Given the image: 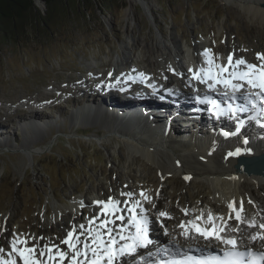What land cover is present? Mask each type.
Returning <instances> with one entry per match:
<instances>
[{
  "label": "rangeland",
  "instance_id": "374dc122",
  "mask_svg": "<svg viewBox=\"0 0 264 264\" xmlns=\"http://www.w3.org/2000/svg\"><path fill=\"white\" fill-rule=\"evenodd\" d=\"M147 1L153 2L155 21L150 20V13L143 8L142 0H136V17L131 22V35L137 41L134 52L126 45V23L121 17V12L129 0H84L79 3L81 10L68 16L51 34L45 30L39 35L23 38L18 43L0 47V220H3V225H7V230H18L19 225H22V228H19L20 233L25 236L36 234L46 209L49 210L48 217H52L53 201L66 208L78 201L79 196L87 199L88 203L91 202L92 195H98L102 191L109 195L116 192L119 197L127 198L137 192L136 186H140L145 187L148 192V199L144 200L150 202L151 192L158 187V163H150L136 148L135 140L130 145L128 140L131 139L127 137L129 134L114 133L113 127L117 122L111 121L107 124L103 116L87 114L84 110L81 114L75 113L86 106L85 102L93 104L100 101L104 105L108 103L104 100V94L76 93L78 88L83 86L80 82L90 81V86L93 78L103 77L111 68L114 72H121L129 66L147 69L148 48L157 33L173 52L176 48L168 41L170 34L177 39L179 45L176 47L182 49L183 53L186 50V53L191 54L194 44H198L195 49L197 51L193 54L195 56L199 54L201 47L207 49L209 44L211 48L216 44V52L210 50L209 53L217 59L224 56L227 49L232 50L233 65L235 60L243 58L247 63L252 60L257 62L260 60L257 54L264 53V28L256 24L258 29L248 30L247 24L250 22L242 17L235 1ZM37 4L41 10L44 9L41 3ZM228 10L232 11L233 15L228 14ZM253 31L260 32L261 38H253ZM249 40L252 43H249ZM186 44H192L191 48ZM222 49L225 50L224 53ZM128 54L130 58L126 59ZM249 57H252L251 60H248ZM172 77L178 78L176 75ZM167 104L173 105L171 102ZM39 105L41 109L33 110L39 108ZM42 109L46 112L40 111ZM120 111L128 110L118 109L117 112ZM103 112L115 114L107 109H103ZM157 113L160 114V111L153 112L152 115L158 118ZM33 114H36L35 119L47 122L49 120V126L45 130L34 132L31 128H20L21 126L16 124L22 120L21 117L28 119V116L32 118ZM138 115V112L122 113L119 126L134 131L136 141L143 145L169 153L172 151L176 156H192L195 152L203 151L205 154L213 151L214 154L218 148V145L189 148L180 143L190 140L185 138L191 136V131L181 134V138L170 135V138L175 137L170 142L166 140L169 128L164 127V137L159 133L161 130L153 129L161 122L154 121L153 117L152 120L144 119L146 123L139 122V126ZM26 121L27 126L31 127L36 120ZM167 122L169 124V120ZM179 123L181 122L175 123L176 128L185 129L186 125L190 124L183 121L180 127ZM153 134H157L163 140L162 143L148 142L154 137ZM199 136L201 142L207 139L203 133ZM26 145L30 146L29 155L24 152ZM133 147L137 150L134 151ZM257 147L259 148L227 147L224 151H227L228 155L233 153L238 156L264 149L263 145ZM237 149L240 150L238 155L235 154ZM150 150L153 149L149 148ZM133 154H136L140 161H131ZM167 176L169 177L166 180V189L176 190L179 179L173 177L171 172ZM147 181L151 183L150 186L146 185ZM128 185H132V196L127 195L131 193L128 192ZM169 194L163 196L162 202L165 205L171 202ZM175 195L176 193L173 196ZM194 195L197 197L189 199ZM184 197L188 202H193L195 212L209 211L208 204L203 199L209 196L197 184L187 185ZM84 204L86 203L82 205ZM78 208V221H82L83 217L88 216L90 209L80 205ZM163 210L165 211L161 209L160 212ZM9 212H12V215L6 221ZM148 212L153 214L152 211ZM3 225H0V233ZM60 230L61 228L56 227L50 235L56 237Z\"/></svg>",
  "mask_w": 264,
  "mask_h": 264
},
{
  "label": "bare ground",
  "instance_id": "6f19581e",
  "mask_svg": "<svg viewBox=\"0 0 264 264\" xmlns=\"http://www.w3.org/2000/svg\"><path fill=\"white\" fill-rule=\"evenodd\" d=\"M224 1H227V2L235 1L237 3L241 11L242 17L247 19L248 22H250V24H247L248 30L258 29V26H256V24H259V26L261 25L264 28V0H224ZM136 3H137L136 0H129L127 6L123 8L121 12V17L126 23L125 32L127 33L126 37L128 39V40L126 39V45L133 52L136 48L135 42L137 41H135L133 36L131 35L132 34L131 22H132V19L136 17V13H135ZM141 4L143 5V8L147 9L148 12L150 13V16H149L150 20L155 21V19L153 18V11H152L153 2L142 0ZM228 14H232V11L228 10ZM206 31L208 30L206 29ZM203 32H205V30ZM236 34H238V32ZM172 35L171 34L169 35L168 41L170 42V44L173 45L174 48H176L174 52L173 50L169 48L166 42H164L161 39L158 33L155 35L154 39H152L150 43V46L148 48L149 55L147 59L148 68L146 69V71H144V72L150 73V75L152 76V80L150 81V83L147 84V82H142L137 77H131L130 75L122 74V78H120L119 80H117L116 78H113L111 81L105 83L103 88L101 89L102 93L104 94L103 96H105L104 100H106L108 103L104 105L103 103L98 104V101L93 104L85 102V105H86L85 107L75 111V113L81 114L83 110L84 111L92 110L93 112L91 114L94 113L96 116L97 115L103 116L107 124H109L108 122H111V121H114L115 123L117 122L116 126L113 127V129L115 130V131L113 130V132L114 133L121 132L120 134H124V135L129 134L130 136H127L128 138L131 139V140H128L130 141L129 144L131 145L132 144L131 142L135 140V144L137 145V148L144 156H146V158L150 161V163H158L156 164L159 169V174H160L158 177L159 183L157 182L158 187L155 185L157 189L151 192L153 197H152V200L150 199L151 201L149 200L150 203L148 202L149 203L148 206L150 207V210L154 211V216L152 217L147 213L146 206H145L147 205L146 202L142 203L141 200H134V196H133L131 197V200H134V201H131L130 204L127 206V202H125V200L123 199L121 200V198L117 194L114 193L113 195H108V193L106 194L101 189L100 190L102 191V193H99L100 195L99 194L97 195V197L95 198V202L96 201H107L108 196L117 201H120L121 203L119 204L117 215H122L124 217L123 227L118 223L117 219H115L114 216L109 215L107 212L104 211L103 205L96 204L93 206L89 204V202L87 203V199L81 198L80 196L77 199L78 201L75 202L73 200L74 202L70 206L68 207L66 206V208H62L63 206L60 207L61 205L59 206L57 205L58 203L55 204L53 203L54 202L53 201L51 203V207L53 209L52 217L50 218L48 217L49 210L46 209L44 212V215H42V220L40 221L41 223L39 224V226H37L38 229L36 228L37 229L36 234H33V233L29 234L31 235V237L28 236L27 234L28 237L22 238V235H20L17 230L16 231H13V230L10 231L9 229L7 230V225H5V223L3 225L2 224L3 220H0V225L1 226L3 225L1 233H0V248H3L5 250L4 253H2V255H4L6 259L8 258L7 253L11 251V241L14 238L27 240L26 245H18V247H31L35 244L39 247L40 250H44V245H48L49 247L55 246L53 247V253H52L53 256H55V252L57 248L60 250L66 251V252H71L72 250L69 249L67 245L62 243V238H61L62 236L64 239H66L67 233L70 231L74 233V236L79 237L80 243L77 244V247L81 251H84L83 244L85 242L89 245L87 256H90L92 255L91 248L95 247V245L92 243V235L89 234V229H91L92 234H94L102 220L115 219V224L108 225L109 228L113 229V231L111 232V236L115 238L118 236H122V232L126 231L130 216L133 215V213H130L128 209L133 208V207H135V214H137V217L143 218L146 215L147 218H150L151 221L154 222L153 224L154 231H155L154 233L163 242L162 247H165L167 249L165 251H173L174 248L183 249L187 247L194 248L195 246L205 247L208 245H211V246L220 245L222 247H225V245H223L217 239H208V240L203 239L201 236L198 235L195 229L192 228V225L187 223L188 221H193L194 223H196V218L192 217L193 210H195L194 206L192 205L193 202L192 203L188 202L187 199L185 200V197L183 198L187 185H189L190 183L197 184L200 188L204 190L206 195L209 196V197H203V199L208 204L207 209L210 210V212H213L214 223L217 227H220L222 224H226L228 226V232H231L233 228H238L239 231L233 232L232 234L237 237L239 241L238 245L240 247L264 248V241H261L259 238L255 241L251 239V237L257 235V233H264V229L260 227V225L264 223V176L261 174H246L240 170H237V168H235V163L238 157L258 156L264 152V149L262 150L260 149L257 151H253V153L249 152L248 154H243V155H238V156L228 155V152L224 151V148H227V147H230V148L239 147L240 149H243V148H246L247 146L248 147L251 146L255 148H259L257 147L258 145L264 146V128L248 127V128H245V130L241 131L240 133L236 134L234 137H224L222 134H217L216 136H214L212 134L207 133L205 135V138L207 137V139H205V142H201L202 139L195 132L200 133L202 130H205L204 122H205V119H207L206 116L202 115L200 120H195V122L192 124L191 127H187L185 129L175 127V123L177 124V122L182 119L176 118L174 116V112H179V113H182L181 115H183V112H185L184 109L192 105L191 101L194 99L192 95L201 94L205 91H212L214 93L216 92L217 94H221V93L228 94V93L234 92V90L231 88V86H226L223 83L214 84V87L207 88L206 86L201 85L198 82V80L194 79L193 73L190 72L189 69H193L194 71H198L202 67L207 69L209 67L207 63L209 56L208 58L205 59V61L203 62V65H201L199 63L200 60L197 59V56L193 55L194 52L197 51L195 49L198 45L194 43H193L194 44L193 48H191L192 44H186L188 45L189 48L193 49V51L190 54L189 52L186 53V50H185V53H186V56H185V53H183L182 49H177L176 46H178L179 44H177L176 42L177 39L175 40V38ZM252 36L253 38L259 39L261 38L262 35L260 32L259 33L254 32ZM249 41H250L249 43H252L251 40ZM259 44H257V46ZM201 48L200 50H203ZM225 50H223L222 53H224ZM252 50L253 49H251V51ZM231 52L233 51L227 49V51H225L226 53L225 57L220 59V61L214 60L215 63L213 65V68L215 69V65H219V64H224L227 67V64H228L227 57ZM243 54L246 55V52H244ZM128 58H130V55L126 59ZM251 58L248 60H251ZM253 59L256 60V58H253ZM144 61L146 62V60ZM182 61H185V66H182L181 64ZM261 62L264 63V61H261ZM172 69H174V71ZM186 69H188V71H186ZM240 70H245V68L242 67L240 68ZM131 72H135V71L132 70ZM171 72H173L176 75L180 74L182 77L177 79L178 81L176 80L177 82H175L174 81L175 79H172L173 77L170 75ZM115 76H118L117 73H115ZM222 77L228 78L227 72L223 73ZM133 82L136 83L134 86H136L137 89L139 90L140 92L139 95H134L130 93V90H131L130 86ZM236 82L244 84L245 86L249 85L243 81H233V83H236ZM88 83L89 81L87 80H84L83 83L80 82L81 85H85L83 89L88 90L91 93V88L88 87ZM207 83L209 84V83H214V82L208 81ZM77 88L75 87V89ZM253 89L261 91L260 88L251 87V85H249L248 88H244L235 93L242 95L244 94L246 90H253ZM84 90L78 89L76 93L79 94L80 92ZM162 91H168V94H172L173 99H171V103H173V107H171L172 109H169V112H166L165 115L162 116V118L160 119L154 116V121H157L158 123L159 122L164 123L167 120V118H172L173 120H175L171 122L172 125L169 126V129L167 131L169 133H167L166 140L170 141L175 138V137L170 138V135L171 137L172 135H174L176 137L181 138L180 137L182 136L181 134H183L184 132L191 131L190 133L191 136L189 138H185V139H190V140H185V141H188L187 143L185 142L184 143L180 142V143L186 145V147H189V148H192V147L205 148L207 147V145L211 147H216L218 145V148L214 154H213V151L212 152L210 151V153H207V154H205V151H203L202 153L195 152V154H193L192 156H185L181 154L176 156L173 154L172 151H170L169 153L168 151H160L152 146L143 145L141 144V142L136 141L135 139L136 136H135L134 131L129 130L127 127L120 128L119 126L120 117L119 116H117L116 114L112 115V114L103 112V109L110 110L111 112H117L118 109H122V110L133 109L137 112L140 111L138 115L139 121L137 124L139 125V122L141 121L146 123L144 120V119L148 120V118H146L148 117L146 113L150 111L152 108L159 107V108L167 109L170 107V106L167 107L168 104L163 103V102L161 104H158L159 103L158 101H157L158 103L147 102L156 93H159ZM125 93L128 94L129 98L130 97H138V98L140 97V99L139 101H133L130 99L122 100L120 95L125 94ZM94 99L96 100V98ZM94 105L98 106V108L94 109L90 107ZM112 105H116V106L113 107ZM39 108H40V105H39ZM39 108H35L33 110H38ZM120 112H123V111H120ZM191 115L193 114H190L189 116ZM35 116L36 114H33L32 118L28 116L29 120L33 119L34 121L35 120L37 121V122L35 121L31 127L27 126L26 120L28 119H23L24 117H21L22 120L17 121L16 124L21 126L20 128H23V127L31 128L34 132L45 130V128H47L50 124L49 120L48 122L38 120L37 118L35 119ZM181 117H183V119L187 118V116L185 115ZM180 122L182 123L183 120ZM225 122H226L225 124L229 126L230 123L228 121H225ZM181 123H179L180 127H181ZM234 124H233V127H235ZM167 125L168 123L166 121V126ZM221 127H226V126L221 125ZM217 128L218 127H215V129ZM163 131L164 129L161 130L159 133L162 136L166 137ZM153 135L154 137L151 138L152 140H149L148 142L158 143V144L162 143L163 140H161L157 136V134H153ZM98 139L100 140L101 138H98ZM4 140H6V138ZM245 141L247 142L245 143ZM24 147H25L24 152L27 155H29L30 146L26 145ZM149 148L153 149L152 152L149 151ZM133 155L134 156L131 157V161H140V158L136 157V154H133ZM169 172L172 173L173 177H175L176 179H179V183L176 189L177 192L176 190H173V188H172L173 192L170 190L169 192L166 189L167 187L165 185H166V180L169 177L167 176ZM128 177L130 176L128 175ZM186 177L188 178L186 179ZM150 184L151 183H148L147 181L146 185L150 186ZM131 186L128 185L127 188L131 189ZM167 193L168 194L170 193L169 197H170L171 202L169 201L170 203L165 205V203L163 204L162 201H163V196H165ZM175 193L176 195L173 196ZM194 197H197V196L194 195L192 197H189V199L190 198L193 199ZM128 200L130 201V198ZM84 202L87 204V207H89L90 214L88 215L87 218L83 220V222H81V221H78V217H79L78 206L79 204L84 203ZM136 202H139V206H136ZM190 203L193 206V208L190 206ZM256 203H258V205ZM202 204H205V203H202ZM230 204L234 205L235 209H239L242 204L241 219L243 223H240L235 220V211L229 208ZM161 209H165V212L168 213L167 217H161L159 215L158 212H160ZM11 215H12V212H9L5 218L6 221H8L7 219ZM208 215L209 214H204L203 216L199 218H201L200 219L201 221L205 222L208 220ZM230 215L232 216L231 219H229ZM94 217L97 219L93 220ZM155 220L157 221L158 224L155 223ZM182 224L184 225L183 228L181 227ZM81 225H83L84 227L81 228L80 227ZM249 225H254V227L249 226ZM56 227L61 228V230H60V234H58L55 237V235L52 236L50 234L51 232L55 231ZM19 228H22V225H19ZM186 229L189 230L188 236L184 235V232ZM228 232H225L222 234L227 235ZM103 239L107 242L109 240V236L104 235ZM167 240H170V241H167ZM6 244L8 245L7 247H5ZM146 252H152V251L150 250V248H148L144 251V253ZM37 256L39 259L44 260V264H59L58 261L56 262L49 261L47 259V256L39 257L38 253H37ZM82 258L83 257H80L78 259L82 261ZM124 262H126V260ZM17 264H22V261L19 259V257H17ZM64 264H68V261L65 260ZM130 264H134V263L132 262Z\"/></svg>",
  "mask_w": 264,
  "mask_h": 264
},
{
  "label": "snow or ice",
  "instance_id": "6c2138e0",
  "mask_svg": "<svg viewBox=\"0 0 264 264\" xmlns=\"http://www.w3.org/2000/svg\"><path fill=\"white\" fill-rule=\"evenodd\" d=\"M210 50H205V56H208ZM257 58L261 61H264V53H258ZM228 66L226 67L224 64L215 65V69L213 65L215 63L214 59H208L207 63L209 67L207 69L200 68L198 71H194L193 69H189L190 72L193 73V78L200 81L201 83H206L208 81H213L214 83H209L208 87H214V84L223 83L226 86H231L234 92L239 91L243 84L233 81H245L247 84L258 87L261 89V92L258 95L264 99V63L257 66L256 64H249L243 59L235 60L234 63L237 66L244 65L245 70H232L229 72V68L233 64V56L229 54L227 57ZM174 71V69H172ZM229 73L228 78H223V73ZM111 76V73H109ZM141 76L144 74L141 73ZM235 98V97H234ZM219 109V105L216 101L211 102ZM243 111L244 109H239ZM223 110H219L217 114L219 115L220 112ZM241 123H243L241 121ZM225 136L229 135L228 132L224 133ZM247 141H245L246 143ZM239 149L236 150L235 154H239ZM229 155H233V153H229ZM188 177H186L187 179ZM128 196H132V193H127ZM141 196H144L145 199L148 197L142 191ZM97 204L103 205V209L109 215L115 217V219L124 220L122 215H117L120 201H117L113 198H109L107 201H96ZM136 206H139V202H136ZM230 209L235 211V220L243 223L241 219V212H242V204L239 209H235L234 205H229ZM128 211L133 213L131 219L128 221L129 225L134 226L135 234L129 235L127 237L121 236L120 239L124 240L125 243L120 247L119 252L114 250L112 245L115 244V237L111 236V232L113 231L112 228H109V224H115V219L108 220L104 219L100 222L99 227L96 229L95 233L92 234V230L89 229V234L92 235V243L95 247L91 248L92 258L90 262L87 259V254L89 250V245L85 242L83 244L84 251H81L77 244L80 243L79 237L74 236L73 232L67 233V238L62 241L63 244L67 245L71 252H66L60 249H56L55 256L52 255L53 247H49L48 245H44V250H40L37 245H33L31 247H18V245H26V239H19L14 238L11 241V251L7 253L8 258L6 259L2 253H4V249L0 248V264H17V257L22 261V264H44V260L39 259V257L47 256L49 261L56 262L58 261L59 264H64V261L67 260L68 264H82V261L78 258L84 257L85 260L83 264H114L117 255H128L131 256L132 254L136 253L140 248H146L151 241L147 237L148 232V224L149 220L145 215L142 219L137 218V214H135V207L129 208ZM159 215L161 217H167V212H160ZM232 216H229L231 219ZM97 218H93L95 220ZM222 219V218H221ZM208 221L210 223V227H201L198 224L194 223L193 221H188L187 223L192 225V228L195 231L205 237H215L219 240L223 245H225V250L223 251L222 256H212L207 258H195L192 256H188L181 260H172V261H160L158 264H264V251L259 253L250 254L248 252H241L238 250V239L233 232H238V228H233L231 232H228V226L226 224H222L220 227H217L214 223V218L211 214L208 215ZM253 226L254 225H249ZM81 228L84 226L81 225ZM181 227L183 228L184 225L182 224ZM262 229H264V223L260 225ZM103 230V231H102ZM228 232L227 235H223L222 233ZM104 235L109 236V240L106 242L103 237ZM185 236L189 235V230L186 229L184 232ZM260 239L264 241V233H257V235L252 236L251 239L253 241ZM149 256L152 253H148ZM251 255V259H246L245 257ZM139 259L143 261L145 259L144 256H140ZM139 264V262H137Z\"/></svg>",
  "mask_w": 264,
  "mask_h": 264
},
{
  "label": "trees",
  "instance_id": "16d2710c",
  "mask_svg": "<svg viewBox=\"0 0 264 264\" xmlns=\"http://www.w3.org/2000/svg\"><path fill=\"white\" fill-rule=\"evenodd\" d=\"M41 2L43 10L39 8L37 0H0V47L18 43L45 30L51 34L68 16L81 10L79 3L84 0Z\"/></svg>",
  "mask_w": 264,
  "mask_h": 264
},
{
  "label": "water",
  "instance_id": "95a60500",
  "mask_svg": "<svg viewBox=\"0 0 264 264\" xmlns=\"http://www.w3.org/2000/svg\"><path fill=\"white\" fill-rule=\"evenodd\" d=\"M37 3H41L43 5L41 0H37ZM136 148L133 147V150L136 151ZM150 151L152 152V150ZM235 168L246 174H261L264 176V153H262L260 156L239 157L235 163ZM159 175L160 174L158 173V177Z\"/></svg>",
  "mask_w": 264,
  "mask_h": 264
}]
</instances>
